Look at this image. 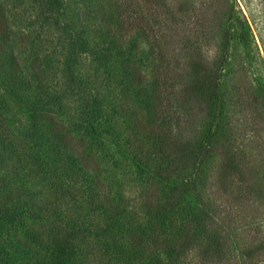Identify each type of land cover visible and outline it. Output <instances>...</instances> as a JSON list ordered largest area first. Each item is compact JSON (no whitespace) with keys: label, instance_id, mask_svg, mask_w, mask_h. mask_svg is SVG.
Wrapping results in <instances>:
<instances>
[{"label":"rangeland","instance_id":"374dc122","mask_svg":"<svg viewBox=\"0 0 264 264\" xmlns=\"http://www.w3.org/2000/svg\"><path fill=\"white\" fill-rule=\"evenodd\" d=\"M62 1L54 26L43 21V0H0V15L10 32L6 42L0 40V245L9 264H58L50 238L65 237L75 226L86 230L81 240L72 242L77 256L87 264H120L105 255L94 235L103 222L83 202L88 177L113 199L126 202L130 219L144 228L153 224V214L187 224L190 213L182 211V198L178 201L169 188L179 187L184 194L195 185L238 250L226 238L221 251H212L207 259L235 264L236 257L243 261L252 254L256 261L264 260L257 253L264 250V112L256 114L234 96L227 98L230 124L224 146L241 151L235 158L237 176L227 177L222 155L157 166L149 138L139 144L130 140L133 115L145 118L147 111L138 88L125 77V69L133 68L144 84H152L156 62L149 41L120 28L123 0ZM236 2L251 33L244 44L233 32L225 85L247 91L244 98L249 99L255 85L264 88V0ZM76 37L83 47L73 43ZM45 112L70 130V125L82 127L74 128L79 130L73 138L90 156L92 170L75 180L61 177L62 153L40 146L42 138H50L45 126L33 129L34 115ZM217 149L224 150L220 145ZM238 176L245 179L242 187L232 182ZM154 187L160 190L148 210L146 194ZM190 195L186 199L193 201ZM10 208L18 211L20 223L14 225ZM192 257L191 263L199 259L196 253Z\"/></svg>","mask_w":264,"mask_h":264},{"label":"trees","instance_id":"16d2710c","mask_svg":"<svg viewBox=\"0 0 264 264\" xmlns=\"http://www.w3.org/2000/svg\"><path fill=\"white\" fill-rule=\"evenodd\" d=\"M43 1L47 9L43 21L57 26L63 1ZM129 1L123 0L119 18L117 16L118 25L129 34L135 32L143 35L150 43L156 62V76L151 85L144 84L141 81L142 75L133 68L125 69L126 80L128 83L132 81L130 85L138 88L147 111L145 118L139 116L140 113L133 115L130 140L139 144L149 138L152 161L158 163L157 166L164 164L169 167L175 161L186 165L197 159L222 155L227 177L237 176L239 169L235 158L238 152L241 155V151H232L224 146L230 124L227 120V98L234 96L235 101L257 114L264 112V88L255 85V91L246 99L247 91L239 90L233 84L231 89L225 85L232 34L236 33L246 44V38L251 33L249 23L236 0ZM248 14L253 20L251 12L248 11ZM9 35L2 15L0 40L6 42ZM72 40L74 44L83 47L79 38ZM114 45L117 50L121 49L117 42ZM32 123L35 132L36 125L40 124L50 133V138L41 139L40 146L42 144L46 147L47 152L56 150L62 153L65 159L61 161L62 171L65 175L61 177L75 180L83 171L92 170L90 156L81 151L82 145L73 138L79 130L74 128L79 126L70 125V130L59 121L55 122L47 112L42 116L34 115ZM218 145L224 149L225 154L217 149ZM192 167L197 168L194 164ZM92 179L86 178V185L89 186L83 202L88 205L91 215L95 213L103 222L101 230L94 235L102 242L104 253L111 261L120 264H226L209 260L206 255L210 256L212 251H221L226 238L234 250L237 248L236 242L231 239L232 234L215 217L212 207L207 206V198L204 200L202 191L195 185L192 189L187 188L184 194L179 187L169 188L172 195H178V201L182 198V202L179 201L182 211L190 213L187 224L177 222L174 217L153 214V224L144 228L130 219L126 202L113 199L100 182ZM232 182L242 187L245 179L238 176ZM64 189L65 192L69 190ZM158 190L154 187L147 192L146 202L151 207L148 210L152 209V199ZM186 193L191 194L193 201L186 199ZM9 211L8 215L14 225L20 223L18 211L14 208ZM85 231L82 226H75L65 237L51 236V247L58 264H87L71 247L74 240H81L85 236ZM195 253L199 259L191 263ZM257 253L263 255L264 250ZM161 256H165L166 261ZM235 259V264H264V260L256 261V255L252 254L247 260ZM9 262L10 259L0 245V264Z\"/></svg>","mask_w":264,"mask_h":264}]
</instances>
